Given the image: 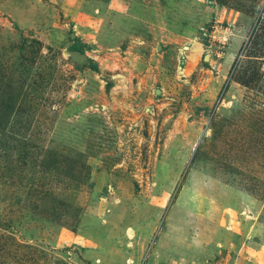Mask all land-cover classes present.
<instances>
[{
	"label": "rangeland",
	"instance_id": "374dc122",
	"mask_svg": "<svg viewBox=\"0 0 264 264\" xmlns=\"http://www.w3.org/2000/svg\"><path fill=\"white\" fill-rule=\"evenodd\" d=\"M0 264H264V0H0Z\"/></svg>",
	"mask_w": 264,
	"mask_h": 264
},
{
	"label": "water",
	"instance_id": "95a60500",
	"mask_svg": "<svg viewBox=\"0 0 264 264\" xmlns=\"http://www.w3.org/2000/svg\"><path fill=\"white\" fill-rule=\"evenodd\" d=\"M69 53L71 54L72 57H82V54L78 50H70Z\"/></svg>",
	"mask_w": 264,
	"mask_h": 264
},
{
	"label": "trees",
	"instance_id": "16d2710c",
	"mask_svg": "<svg viewBox=\"0 0 264 264\" xmlns=\"http://www.w3.org/2000/svg\"><path fill=\"white\" fill-rule=\"evenodd\" d=\"M69 49H71V50H78V51H80V52L83 51V49L81 48V46H80V45H77V44H73V45H71V46L69 47Z\"/></svg>",
	"mask_w": 264,
	"mask_h": 264
}]
</instances>
